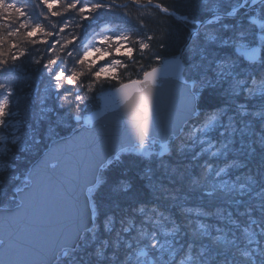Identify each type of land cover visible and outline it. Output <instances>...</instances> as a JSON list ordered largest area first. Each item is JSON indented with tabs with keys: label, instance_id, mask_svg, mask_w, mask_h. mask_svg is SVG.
<instances>
[{
	"label": "snow or ice",
	"instance_id": "obj_1",
	"mask_svg": "<svg viewBox=\"0 0 264 264\" xmlns=\"http://www.w3.org/2000/svg\"><path fill=\"white\" fill-rule=\"evenodd\" d=\"M199 4L0 0V264H264V0Z\"/></svg>",
	"mask_w": 264,
	"mask_h": 264
},
{
	"label": "trees",
	"instance_id": "obj_2",
	"mask_svg": "<svg viewBox=\"0 0 264 264\" xmlns=\"http://www.w3.org/2000/svg\"><path fill=\"white\" fill-rule=\"evenodd\" d=\"M154 2L161 3L164 6H169L170 4L173 3V0H154ZM235 3H236V0H224V7L228 8L229 6H232ZM183 5L184 6L181 7L182 12H186V13H189L191 15L197 16V18H201L200 13H199V6H200L199 0H183ZM53 10H62V9H60L59 5H54ZM150 11H155V10H150ZM132 14L134 16L137 15V10L132 9ZM53 19H56V18H53ZM159 19L162 21V23L165 24L166 27H168L170 29V33H171L170 38L172 40L176 41L177 45H179L181 40L186 36L188 29L179 20L172 19L169 17H164L162 14L159 15ZM260 19L264 21V17H260ZM3 35H5V29L0 28V36H3ZM11 39L19 41L20 38L14 37ZM9 42H11V41L6 38V42L3 44V49L5 52L8 49ZM172 50L173 49L171 47H169L168 52H171ZM120 71L123 74L125 82H127L129 77H131L132 79L137 78L135 75L134 69H130L126 73L124 72L123 69H121ZM100 94H102V93H97V96L99 97ZM69 99H71V97ZM95 110H98V109L93 107V111H95ZM87 113H90V112L84 113V116H86ZM172 159L175 160L178 158L173 157ZM24 166H25V161H23V160L20 161V167L23 168ZM129 167L132 168V171L129 172L128 177H126V178L132 179L133 183H138V181L136 180V171H137L136 166L130 164V162L126 160L125 164L120 166V169L122 170L123 168H129ZM248 167H249V169L252 170L253 173L257 172V170L260 169V156H259V154H257L255 157L249 158ZM260 170H264V169H260ZM119 175H120L119 170L116 173L110 174V183L114 182ZM106 191H107V189L104 190V192H106ZM10 193H11V186H9L7 184L4 186H0V202L6 201L8 195H10ZM193 203L202 204L204 202L198 201L195 198H193Z\"/></svg>",
	"mask_w": 264,
	"mask_h": 264
},
{
	"label": "water",
	"instance_id": "obj_3",
	"mask_svg": "<svg viewBox=\"0 0 264 264\" xmlns=\"http://www.w3.org/2000/svg\"><path fill=\"white\" fill-rule=\"evenodd\" d=\"M257 19L260 20V18H258V17H257ZM260 21H261V22H264V21H262V20H260ZM101 95H102V94H101ZM135 95H136V94L133 93V96H135ZM100 103H101V106H102V103H103V102L100 101ZM91 114H92V113H89V114H87V116H85V117H88V116H90ZM93 123H94V122H93ZM89 126H91V125H89Z\"/></svg>",
	"mask_w": 264,
	"mask_h": 264
},
{
	"label": "rangeland",
	"instance_id": "obj_4",
	"mask_svg": "<svg viewBox=\"0 0 264 264\" xmlns=\"http://www.w3.org/2000/svg\"><path fill=\"white\" fill-rule=\"evenodd\" d=\"M258 18H260V17H258Z\"/></svg>",
	"mask_w": 264,
	"mask_h": 264
}]
</instances>
